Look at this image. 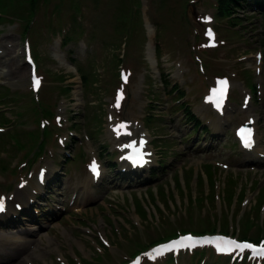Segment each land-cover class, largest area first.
Instances as JSON below:
<instances>
[{
  "label": "rangeland",
  "instance_id": "rangeland-1",
  "mask_svg": "<svg viewBox=\"0 0 264 264\" xmlns=\"http://www.w3.org/2000/svg\"><path fill=\"white\" fill-rule=\"evenodd\" d=\"M218 1L0 0V191L12 190L45 159L56 185L46 194L18 190L22 198L11 204L32 200L36 216L19 219L15 210L17 231L7 239L28 242L11 244L0 264H123L146 246L141 264L160 263L165 256L151 253L152 242L190 231L264 239V6L242 12L229 5L234 13L228 15ZM26 45L42 80L37 93L30 90ZM68 49L88 74L83 88L68 65ZM156 66L208 127L199 139H183L192 126L182 111L171 112L176 93L168 95ZM217 78L231 83L221 116L205 103ZM248 112L258 117L260 151L251 154L233 144V129ZM146 130L153 162L165 161V171L130 176L117 165L111 173L106 163H116L122 141ZM58 136L71 157L53 164L43 156L49 147L57 151ZM92 160L114 181L92 182L86 171ZM208 248L175 253L171 258L179 260L170 264H264V257H220Z\"/></svg>",
  "mask_w": 264,
  "mask_h": 264
},
{
  "label": "bare ground",
  "instance_id": "bare-ground-1",
  "mask_svg": "<svg viewBox=\"0 0 264 264\" xmlns=\"http://www.w3.org/2000/svg\"><path fill=\"white\" fill-rule=\"evenodd\" d=\"M10 40V39H9ZM3 41V40H2ZM11 41V40H10ZM3 43V42H2ZM4 43H5V40H4ZM3 45V44H2ZM5 45V44H4ZM0 47H1V45H0ZM15 47V46H14ZM12 48V47H11ZM3 49V48H2ZM4 50H6V49H4ZM12 51V50H11ZM1 64V63H0ZM251 64V63H250ZM16 66V65H15ZM19 66V65H18ZM17 66V67H18ZM16 67V68H17ZM19 70V69H18ZM21 70V69H20ZM14 71V70H13ZM13 71L10 69V70H8V72L6 73V75H8V77L11 75L12 76V74H13ZM17 71V70H16ZM22 71H23V69H22ZM17 73H18V71H17ZM20 73H22V72H20ZM0 75L1 76H4L5 75V73H3V71L2 70H0ZM15 75V74H14ZM22 75V74H21ZM20 76V75H19ZM14 78H15V76H13ZM17 77V76H16ZM41 87V86H40ZM40 89V88H39ZM132 117V116H131ZM130 117V118H131ZM111 118V117H110ZM114 119V118H113ZM132 119H135L134 117L132 118ZM110 120V119H109ZM112 120V119H111ZM110 120V121H111ZM136 121V120H135ZM120 123H122L121 121H119ZM118 122V123H119ZM111 123V122H110ZM110 126V125H109ZM119 126V125H118ZM113 127V126H112ZM128 127V126H127ZM115 128V127H114ZM129 128V127H128ZM132 128H133V126H132ZM108 129V128H107ZM137 129V128H136ZM118 131H120V130H118ZM119 133V132H118ZM114 137V136H113ZM117 140V139H116ZM17 240H14V242H16ZM24 242V241H23ZM24 244V243H23Z\"/></svg>",
  "mask_w": 264,
  "mask_h": 264
},
{
  "label": "snow or ice",
  "instance_id": "snow-or-ice-1",
  "mask_svg": "<svg viewBox=\"0 0 264 264\" xmlns=\"http://www.w3.org/2000/svg\"><path fill=\"white\" fill-rule=\"evenodd\" d=\"M208 35H209V36L212 35L210 31H209ZM34 83H35L36 86H39L40 81H39V80H35ZM225 83H226V82H225ZM246 146H247V143H246ZM93 171L96 172L97 175L99 174V172H98V168L95 166V164H94V166H93ZM3 207H4L3 198H0V211L3 210ZM237 247L239 248V247H241V246H240V245H237ZM245 247H247V245H245Z\"/></svg>",
  "mask_w": 264,
  "mask_h": 264
}]
</instances>
